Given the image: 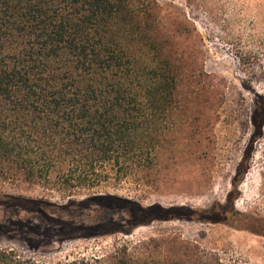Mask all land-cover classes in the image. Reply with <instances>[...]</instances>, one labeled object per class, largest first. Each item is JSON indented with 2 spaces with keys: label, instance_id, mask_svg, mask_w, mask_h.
<instances>
[{
  "label": "trees",
  "instance_id": "trees-1",
  "mask_svg": "<svg viewBox=\"0 0 264 264\" xmlns=\"http://www.w3.org/2000/svg\"><path fill=\"white\" fill-rule=\"evenodd\" d=\"M174 42L156 0H0V185L54 180L67 197L87 192L60 208L95 203L106 211L86 229L115 228L94 238L122 235L108 251L57 263L1 248L0 264H237L173 232L131 237L143 221L188 219L264 236L263 218L220 204L142 207L98 191L126 183L158 190L179 158L172 154L181 145L176 133L186 129L184 141L196 143L199 126L215 117L209 98L199 102L215 85L197 68V48L185 54ZM257 101L234 189L263 135L264 103ZM162 151L170 156L160 163ZM0 205L47 220L53 206L6 193ZM117 213L125 214V225L112 219Z\"/></svg>",
  "mask_w": 264,
  "mask_h": 264
},
{
  "label": "rangeland",
  "instance_id": "rangeland-1",
  "mask_svg": "<svg viewBox=\"0 0 264 264\" xmlns=\"http://www.w3.org/2000/svg\"><path fill=\"white\" fill-rule=\"evenodd\" d=\"M156 1L164 28L168 34H175L174 46L185 54L190 48H197V68L208 74L215 85L214 91L201 95L199 102L209 98L215 117L210 116L209 127L199 126L202 132L196 143L184 141L186 129L176 133L181 145L172 154L179 158L169 171L170 180L158 190L126 183L98 191L131 199L142 207L158 204L165 208L210 210L214 204H220L227 210L233 208L239 214L264 219V131L253 147L237 189L231 184L250 139L249 121L255 103L259 98L264 103V0ZM176 30L182 36H176ZM169 153L162 151L159 162L169 158ZM229 192L234 193V200L228 197ZM0 193L53 205L46 207L50 220L37 213L0 205V249H14L23 257L57 263L108 251L122 237L94 238L92 235L115 229L110 226L86 229L98 223L104 216L101 211L106 210L95 203L61 209L70 199L85 198L87 192L67 197L54 180L16 188L3 189L0 185ZM126 218L122 213L112 217L123 225ZM170 232L215 250L225 263L264 264V236L223 224L188 219L143 221L131 237L140 239Z\"/></svg>",
  "mask_w": 264,
  "mask_h": 264
}]
</instances>
